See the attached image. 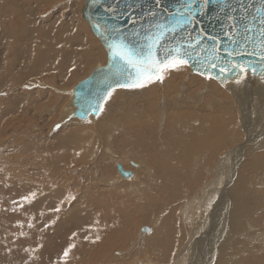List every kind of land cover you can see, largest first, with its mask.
Masks as SVG:
<instances>
[{
  "label": "rangeland",
  "instance_id": "rangeland-1",
  "mask_svg": "<svg viewBox=\"0 0 264 264\" xmlns=\"http://www.w3.org/2000/svg\"><path fill=\"white\" fill-rule=\"evenodd\" d=\"M33 1L31 0L29 6L27 0H0V31L10 30V27L14 26L17 31L11 36L14 37L16 34V37L19 38L17 33L24 30L26 22L24 14L30 7L31 12L35 9V17L43 25V33H45L44 36L27 33L26 38L29 41L18 42L23 49L18 43L11 46L17 47L18 44L21 49L20 58L23 60L24 71L22 76H18L20 81L9 80V83L14 87L13 93L0 91V101L4 98L2 104L0 103L2 106L0 107V257L2 258L0 264H58L64 251L73 244H75V248L70 253L69 264H147L148 257H156L158 253L149 254L148 249L143 246V241L146 239L144 237L147 236L145 233L152 236L155 229H161L164 223L167 226H169L168 224L174 225V239L177 238L178 242L184 234L186 235L183 245L178 243L175 250L170 248L166 264H183L182 259L177 261V255H184L183 249L190 243L193 228L199 226L201 229V226H205L204 231L208 232V213L212 210L211 206L205 204L208 201V196L202 197L199 194H194L192 197L180 199L176 205L170 204L173 192L163 188V181L160 180V177H156L157 170L155 168L152 170L148 162L149 158H146L153 155L152 151L153 153L156 151L157 156L152 158V163H155L157 158L164 160L167 143L174 140V137L166 138L167 132H181L180 134H183L184 138L190 137L191 134L195 136L196 133H191V130L197 131L198 119L191 121L187 114V117L185 115L182 118H170L173 116L171 115L172 111H168L169 116L166 115L168 117L166 120L170 121L166 122L169 125L167 126L164 123L160 124L163 117L159 113V122L155 124V130L153 129L154 135L147 142L142 138L131 140L127 133L129 129L127 125L130 128H135L144 122L140 123L138 120L134 122L125 117L126 120L122 122H126L122 123L123 126L120 123L118 131L123 130L122 128L126 125L124 130L126 135L122 137L129 141H125L128 145L124 140L122 143L121 139L119 140L121 138L119 133H117L118 135L111 133L112 129L107 124L109 123L107 121L109 120L108 114L110 116L111 112L118 114L117 108L119 107L120 115L122 113L126 115L129 112L127 115L132 113L133 117L134 105L129 104V107L132 108L130 110L129 100L126 99L128 96H140L143 90V88H124L113 92L105 111L103 110L98 116H91L83 121L73 120L71 117L74 112L72 89L88 77L94 68L106 65V50L83 17L85 0H41V3L34 1L35 5ZM8 43L5 45L4 55L8 51ZM1 59L2 56H0ZM187 69V72L182 71L185 79L182 77L178 94L176 93L178 97L182 96L184 85L197 74H193L189 67ZM174 72L176 71L172 73ZM185 73L187 74L185 75ZM199 76L203 79H194L193 82L196 84L205 83L207 78ZM211 80L220 90L217 89L220 92L219 97L222 103L225 104L229 97L228 100H235L234 98L238 94L237 89L228 91L224 89L225 83H219L215 79ZM253 80L254 82H252ZM257 80H259L257 77L247 75L239 83V90L241 95L249 96L250 99L255 98L256 102L262 106L261 111L264 113V101L257 95V92L264 93V90L261 91L257 88L258 85L255 83ZM260 81L262 83L260 86H264L263 81ZM163 82L153 83L157 88L156 92L163 89ZM209 83L207 82L205 85L208 86ZM254 83L256 85H253ZM206 86L198 91L204 96L209 92H203ZM223 89L224 91H222ZM137 90L140 94L137 93ZM221 91L228 94L222 95ZM37 94L38 96H36ZM158 96L162 97L158 98L160 99L159 110L162 112L163 95L159 94ZM214 97L215 100L218 99L216 94ZM6 98L9 99L7 107L4 103ZM6 101L8 102V100ZM120 103L122 105L118 106ZM234 103L236 104V100ZM203 106L201 103L199 108L202 109ZM166 107L173 110L176 108L173 104L166 105ZM223 107L230 110L228 103ZM209 108L207 105V110ZM214 108L217 110L220 107L215 104ZM187 111L192 114L190 110ZM103 112L105 113L103 114ZM204 112L199 114H205ZM252 112L257 113L258 111L252 110ZM106 114L108 118H106ZM218 115L219 113L216 112L215 117ZM231 115L228 126L232 121L235 122L241 117L238 109ZM245 122L246 120H240L239 124L243 126ZM145 123L147 124V122ZM145 123L144 125H146ZM99 124L103 125V128L105 127L103 132L110 134L108 135L110 138L99 135ZM179 127L181 128L178 129ZM243 128L245 129L242 131L243 138L251 136V133L256 137L263 138L258 128H254V130H258V133L250 131L249 128ZM235 129L236 127L233 128L231 136H233V132L235 133ZM113 137L114 139L118 138L117 144L112 142ZM229 139L230 137H227V141H230ZM110 141L112 144L109 143ZM129 142L138 143L136 146L139 148H134L133 144ZM242 142L244 140L239 143ZM144 143H147L145 147L142 146ZM148 145L149 147H147ZM233 146L230 144L225 148V160L222 163H220V159L224 153L220 151L210 159L204 158L202 161L196 158L191 159L187 161L188 164L185 162V169L183 167L182 170L184 175H188L187 180L183 182L187 186L186 191L191 192L192 180H199V183L195 187L193 186L195 190L204 188L206 192L210 193L209 183L213 181L214 189L212 190H215L217 195L215 196L214 215L218 211V205L222 206V202L224 207L226 205L225 223L222 227L220 242L226 240H223L225 234L228 235L227 240L230 238V241L234 236H242L236 239L237 243L234 245L232 241H228L231 245L227 243L228 247L233 249L228 261L231 264H239L240 261L245 263L252 261L255 256H264V237L260 238L262 249H258L251 243L258 236L256 234L258 226L264 231L261 226L264 225V219L261 220L259 215H253L251 219L245 220L238 215L244 220L239 232L231 234L226 230L230 209L226 191L229 192L233 189L235 181V177L227 171L240 167L237 165L238 162L232 163L234 158L228 157L229 153L233 151V149L230 150ZM252 148L254 147L246 146L245 150H248L246 153L250 154L253 151ZM170 161L172 165L176 164L174 158H170ZM120 163L126 165L129 170L135 171V179L119 178L116 165ZM132 163L138 165L140 163L142 168L137 170L132 166ZM226 169L228 170L225 171ZM33 193H35L34 199L30 203H26L23 197H30ZM160 205L163 208L159 207ZM57 208L59 211H56ZM171 214H173V218ZM200 217L201 222L197 225ZM29 224L33 226L29 227ZM248 238L251 239L250 242ZM106 243L111 244L107 246ZM234 246L235 248H233ZM228 250L230 251V249ZM105 255H108L109 258H105ZM155 264H159V262Z\"/></svg>",
  "mask_w": 264,
  "mask_h": 264
},
{
  "label": "bare ground",
  "instance_id": "bare-ground-1",
  "mask_svg": "<svg viewBox=\"0 0 264 264\" xmlns=\"http://www.w3.org/2000/svg\"><path fill=\"white\" fill-rule=\"evenodd\" d=\"M34 1H38V2L40 1V3H41V0H34ZM34 1H33V3H34ZM27 2L30 6L31 0L30 1L27 0ZM45 4L47 5V3H45ZM51 4H53V3H51ZM34 5H35V3H34ZM6 7H8V6H6ZM16 7H18V6H16ZM23 8H25V7H23ZM29 8H27L29 12L25 9V11H27V12H25V14H24V11H23L24 19L26 20V22L24 23V27H25L24 30L20 33H17V35H19V38L16 37V34L14 37L11 36V34H14V32L17 31V29L14 28V26L10 27L11 26L10 25L9 26L10 30L0 31V56H2V59L0 60V91H6L8 93H11L13 91L14 87L9 83V80L14 79L18 82V81H20V80H18V76L23 75L24 64L22 63L23 60L20 58V52H21L20 48H22V47L20 46V44L18 42L29 41L26 38L27 33L28 34H39L40 36L45 35V33H43V28H44L43 25H41L40 22H38L39 20L35 17L36 16L35 9H34V11L31 12L30 10H32V9H29ZM42 10H45V9L42 8ZM36 12H37V10H36ZM62 13H63V11H62ZM11 16H13V15H11ZM12 21H13V19H12ZM13 23H14V21H13ZM21 30H19V31H21ZM64 31H66V30H64ZM2 32H4V33H2ZM68 32H69V30L67 31V33ZM8 40H9V43H8ZM7 43H8V45H7L8 51L4 55V48H5V45ZM16 43L19 44L20 48L18 47V44H17V47L16 46L11 47V46L15 45ZM5 51H6V49H5ZM97 57H98V55H97ZM100 57H102V56H100ZM100 64H102V63H100ZM73 68H75V67H73ZM187 70H188L187 68H184L183 70L176 71L174 73H172L173 71L169 72L164 79V82H163L164 86L162 87V85H161V87L163 88L161 91L157 90V92H156L155 89H157V88H156L155 84L152 83L150 85H147V87L143 88L140 96H138V97H135V95H133L132 97L128 96V99H126V100H129L128 107H129V104L134 105V107L131 106V107H133V111L135 110L133 117H132V113L127 115L129 112H127L126 115H124L122 113L124 116L122 114L120 115L121 112L119 113L120 110L118 107L117 108L118 114L113 113V112H111V114H112L111 116H110V114H108L109 120H107V121H109V123H107V124L112 129L111 133L112 132L114 134L119 133V136H121V138H119V140L121 139L120 141L123 143V140H124L123 138L125 137L124 135H126V132L124 131L126 125L124 128H122L123 130L118 131V128H119L120 123L122 125V123H123L122 121L126 120L125 117L129 118L131 121H134V122H136V120H138V122L140 121V123L147 122V124L145 123L146 125H144V123L140 124V125L138 124V126L135 128H133V127L130 128L127 125V128H129V129L128 130L126 129V130L128 131L127 133H129L128 136L130 137L131 140H134V139L137 140V139L142 138L143 140L148 142V139L153 137V135H154L153 129L155 130V124L156 123L158 124V122H159L158 121L159 115H160L159 113H161V116L163 117L162 122L160 121L161 122L160 124L169 123L170 120L169 119L166 120V118H168L166 115L169 116L168 111H170V112L172 111L171 115H173V116H170V118H172V117L182 118L187 114L190 117L191 121H193L194 119H198L197 123H196L197 131H195L193 129L191 130V133H196L195 136L193 134H191V136L189 135L190 137L184 138L183 137L184 135L180 134L181 132L180 133L176 132V131H175L176 133L170 132V131L167 132L166 138L174 137L173 138L174 140L172 142L169 141L167 143V147L165 148V151H164V155L166 156V157L164 156V158H163L164 160H161V158L158 159L156 157L157 159L155 158L156 159V161H154L155 163H152L153 162L152 158L157 156V154L155 153L156 151H154V153L152 151V154H153V155H151L152 157L149 156L146 159L149 158L148 162L151 165L152 170H153V168H155L157 170V176L156 177H158V178L160 177V180L163 181L162 182L164 184L163 188L164 189L167 188V190L170 189V191L173 192L172 202H170V204L176 205V204H178L177 202L184 197H192V195H194V194H199L202 197L208 196V201H206L205 204L208 206H211V208H212V210L208 213V215H209V218H208L209 228L207 229L208 232L204 231L205 226H201V229L199 226H195L192 230L193 232H192L191 240L189 241L190 242L189 245L183 249L184 255H177V261L182 259L183 264H231L228 261V259H229L230 255L232 254L233 249H231L232 247L229 248L230 246L228 247V244L231 241H232L233 245L236 244L237 243L236 239H239L242 236H234L233 239L231 238L232 240L230 241V238L227 240L228 235L226 236V234H225V236L223 237V240L224 239H226V240L224 242L223 241L220 242L221 241L220 240L221 239V231L223 230L222 227H223V224L225 223L226 205L224 207L223 202H222V206L218 205V207H217L218 211L216 212V215H214V213H215V196H217V195H216L215 190H212V189H214L213 188V186H214L213 181H212V183L211 182L209 183V189L207 188L210 191V193L206 192L204 188L202 190H195L194 187L199 183L198 182L199 180H192V184L194 187L191 186L192 184L190 183L191 184L190 185L191 186L190 187L191 192L186 191L187 186H185V184H183V182L187 180L188 175L187 176L184 175L185 173L183 172L182 169L185 165V162H187L191 159L196 158L200 161H202L204 158L210 159L211 157L215 156V154L220 152V151L224 153L226 151L225 148H227L228 145L233 144L234 145L233 148L230 149V150L233 149V151H231L229 153L228 157L234 158L232 163L238 162L237 165H239L240 167H238V168L236 167V169H232L231 171H227L228 169L225 170L235 177L233 189L229 190V192H228V190L226 191V195L228 197V205L230 207L229 215H228V219H227L228 221L226 224V230H227V232H229L231 234H236L237 232H239V230H240V228L244 222V220L241 217H243L246 220L247 218L251 219V217L253 215L254 216L259 215V216H261V220L264 219V142H261V141H264V113H263V111H261L262 106L258 102H256L255 98L250 99L249 96L245 97L246 95L245 96L243 94L241 95V92L239 90L240 84H237L235 81H228L224 85L225 86L224 89H226L228 91H232L233 89L235 91L237 89V93H238L236 97L233 95L235 97L234 99L236 100V104L234 103L235 100H233V99L228 100L230 97H229V95L227 96V98L228 97L229 98L226 99V101H227L226 103H228V107L230 108V110L228 108H227L228 110L225 109L223 107V105L225 106L226 103L224 104V102L223 103L221 102L220 97H219L220 96V92H219L220 90L215 86V84L213 83L212 80L207 79L205 83H200V84H196L193 82L194 79H203L198 74H195L193 76V78L189 79L190 81L184 85V89H183L184 92H183V94H181L182 96L178 97L177 92H178L179 86L181 84L180 82H182L181 81L182 77H184V74H182V73L187 72ZM186 74L187 73H185V75ZM184 79H185V77H184ZM260 80H262V79L257 80V82H260V83H257V82H255V83L258 85L257 88L260 89L261 91H263L264 86H260L262 84ZM262 81L264 84V80H262ZM207 82L208 83L210 82L208 84V86L205 85ZM252 82H254V80ZM255 83L253 85H256ZM204 86H206V88L204 89V91L203 90L202 91L204 93L206 91H209L205 94V96H204V94L202 95L201 93L198 92ZM245 86H246V84H245ZM242 88H244V87H242ZM122 89H124V88H122ZM224 89L222 91H224ZM256 89H255V91H256ZM117 90H119V89H117ZM117 90H115V91H117ZM21 92H22V90H21ZM113 92L111 93V95L113 94ZM133 92H134V90H133ZM137 93H138V90H137ZM21 94H19V95H21ZM138 94H140V93H138ZM159 94L163 95L161 107L162 106H164V107H163L162 112H160V110H159L160 109V106H159V100L160 99H158V98H162L161 96H158ZM215 94L217 95V98H218L216 100L214 97ZM226 94H228V93H226ZM226 94L223 93L222 95H226ZM257 95H259L260 98L262 97V100L264 101V97H263L264 93L257 92ZM36 96H38V94ZM126 96H125V98H126ZM119 97H120V95H119ZM7 98H6V100H8V102L6 100L4 101L6 107H7V105H9V99H7ZM110 98H111V96H110ZM73 99H74V95H73ZM109 99H108V101H109ZM120 99H118V100H120ZM3 100H4V98H3ZM3 100L0 101L1 104H2ZM116 100H117V98H116ZM222 100H223V98H222ZM108 101L106 102L104 109L106 108ZM201 103H203V105H204L202 109H200L201 107L199 108V105ZM248 103H249V105H248ZM172 104L176 106L175 110L166 107V105H172ZM215 104H216V106H219L220 108L216 110L214 108ZM120 105H122V104L120 103L118 106H120ZM207 105H208V108L210 107L208 110H207ZM253 106L255 108H252ZM0 107H2V106H0ZM221 107H223V108H221ZM185 108H187V109H185ZM41 109H44V108H41ZM125 109H127V108H125ZM129 109L131 110L132 108L129 107ZM237 109L241 113V117L239 119H236L235 122L232 121V123L228 126V120H230L229 116L233 112H236ZM73 110H74V112L71 115V117H73V120L76 119L75 121H79V120L83 121L81 119L74 117V113L76 111V108L74 107ZM187 110H190L192 112V114H189L190 112L188 113ZM252 110H255L258 112L254 113V112H252ZM204 111H206V112H204ZM114 112H116V111H114ZM202 112H204L205 114H199ZM216 112L219 113V115L215 117ZM104 113L105 112H103V114ZM108 115L106 118H108ZM187 115H186V117H187ZM120 116H123V117H121L122 119L120 118ZM106 118H105V120H106ZM68 119H70V118H68ZM73 120H71V121H73ZM176 120L178 121V119H176ZM240 120H246V122L243 124V126H241L239 124ZM100 121H102V120H100ZM5 125H6V123H5ZM167 126H169V125L167 124ZM173 127H175V126H173ZM234 127H236V129H235L236 131L234 130L235 133L233 132L232 133L233 136H231V132H232ZM243 127L249 128L250 131H252L254 133H258V130H259L260 135L263 138H260L259 136L256 137L252 133L250 134L251 136H248V137L245 136L246 138L245 137L243 138L244 134L242 131L245 130ZM0 128H1V125H0ZM104 128H103V125L99 124V126H98L99 135H101V137L102 136L109 137L108 135H110V134H106V133L104 134V132H103ZM180 128L181 127H179L178 129H180ZM254 128H258V130H254ZM164 130H166V129H164ZM131 133H132V135H131ZM182 133H183V131H182ZM133 135H135V136H133ZM122 136H124V137H122ZM157 136H159V135H157ZM227 137H230V139H229L230 141H227ZM100 139H99V141H100ZM112 139H113L112 142H114V144L115 143L117 144L118 138L114 139V137H113ZM231 139H233V140H231ZM243 140H244V142H242L243 144L239 143L240 141H243ZM125 141L128 142L129 140L125 139L124 142ZM145 141H143V142H145ZM81 142L83 144V141H81ZM133 142H129V143L133 144ZM100 143H101V141H100ZM103 143H105V141H103ZM109 143H111V141ZM136 144L138 145V143H136ZM136 144H133V147L139 148L136 146ZM146 144L144 143V145H142V144L141 145L143 147H145ZM149 145L147 147H149ZM245 145L246 146L249 145V146L254 147L256 149L254 150V148H252L253 151L250 154H247L246 151L248 152V150H245V147H246ZM121 146H123V145H121ZM158 146H160V145H158ZM127 147H129V146H127ZM145 149H147V148H145ZM123 150H125V149H123ZM142 150H144V149H142ZM149 150L151 151V149H149ZM154 150H156V149L154 148ZM160 152H162V151H160ZM160 152H159V154H160ZM249 152H250V150H249ZM149 154H151V153H149ZM224 157H225V153L223 154L222 159H220V161H221L220 163H222L223 160H225ZM170 158H174L175 163H176L175 165H172ZM187 164H188V162H187ZM118 165L121 166V168L123 169L124 172L129 173L130 176L124 177L123 175H121L119 170H118ZM132 166L137 168V170L142 168V165H140V163H139V165L137 163H132ZM146 167H149V166H146ZM116 168H117V171L120 175L119 178L122 177V179L124 178L126 180L135 179V177H136L135 171L132 169L129 170L126 167V165H124L123 163L117 164ZM184 169H185V167H184ZM225 171H223V172H225ZM136 179H138V178H136ZM173 181H174V184H173ZM183 192H184V196H183ZM199 199H201V198H199ZM130 201H131V199H130ZM190 204L191 203L189 201V205ZM205 204L203 202V206ZM159 207L163 208L162 205H160ZM172 207H174V206H172ZM158 212H161V210H158ZM171 215H172L171 217L173 218L174 217L173 214H171ZM238 215L241 217H239ZM176 216H178V215H176ZM200 222H201V217L199 218L197 225H199ZM168 225L169 226H167L164 223L162 225L161 229L160 228L155 229V231H154L155 233L154 234L152 233L153 234L152 236H150L151 234L145 233V235H147V236L144 237L146 239L143 241V246H145L146 249H148L149 254H153V253L157 252L158 256H156V257L159 258L158 259L156 257H148L149 262L147 264H155L158 262H159V264H166V261L168 258L167 254L170 252V248H173V250H175L178 243L182 244L184 242V240L186 239L185 234L181 237L179 242H178L177 238L174 239V237H175L174 236L175 235L174 225L173 226H171L170 224H168ZM261 226H262V228H264V225H261ZM259 227L260 226H258L257 233H256L258 235L257 238L252 240V241H251V239L248 238V241L249 242L251 241V243L256 245L258 247V249H262L263 248L261 246L262 240L260 238L264 237V231H262V229H260ZM201 231H203V232H201ZM175 240H176V242H175ZM228 241H230V242H228ZM106 244H107V246H110L111 243H106ZM229 245H231V243ZM235 246L233 248H235ZM180 247H181V245H180ZM228 249H230V251ZM173 254H175V253H173ZM173 254H171V255H173ZM104 257L109 258L108 255H105ZM153 258H156V259H153ZM0 259H2V258L0 257ZM240 259L242 260V258H240ZM239 264H264V256H262V257L261 256H255L252 261H248L247 263L240 261Z\"/></svg>",
  "mask_w": 264,
  "mask_h": 264
},
{
  "label": "water",
  "instance_id": "water-1",
  "mask_svg": "<svg viewBox=\"0 0 264 264\" xmlns=\"http://www.w3.org/2000/svg\"><path fill=\"white\" fill-rule=\"evenodd\" d=\"M188 4L195 5V8L192 9L191 18L187 17L185 11V6ZM201 4L202 0H161L159 4L156 3V0H85L83 16L106 50L107 62L104 66L96 67L87 78L80 81L73 88V107L76 108L74 117L86 120L90 116H98L102 112L101 107L104 109L109 99L108 93H112L113 88L115 90L122 89L117 87V84L124 82L125 76L120 75L121 69L119 66L113 65L111 62L108 39H106V37L115 38L117 36V32L113 29H118L119 36L126 42L138 47L144 42L147 30L156 31L155 24H179L187 18L190 22L178 26L175 36H170L166 43L176 46V41H180V43L186 45L189 41L195 43V40L199 37L201 40L200 47L207 48V52L204 53L207 56L214 47V41L208 39V37H216L220 41L219 46L221 48L219 53L221 58L217 61L218 64L224 65L228 61L236 63L251 62L252 66L256 68V74H252L250 71L248 75L264 80V76L261 74L262 69H264V62L259 60L258 55L233 58L227 56L225 51L226 49L235 51L241 47L240 44H237L234 48L225 35L226 31L229 30L228 25L231 23L228 17L236 18L235 22L239 29L236 37L238 40L243 39L241 33L244 32L245 25L253 29L249 33L250 36L257 35L259 32V14L257 10L264 7V0H208L203 11L201 10ZM153 12L156 13L155 17L151 15ZM97 25L102 26L100 30H98ZM104 27L109 31L102 35ZM192 51L194 56L198 55L197 51ZM248 51H253L251 43L248 44ZM256 51L258 52V47ZM199 68L200 65L196 63L190 66L192 73L198 74L197 70ZM210 71L214 76L222 75L218 71ZM235 79L236 77L233 74L224 77L223 82L219 78L215 80L219 83H226L235 81ZM118 170L124 177L130 176L129 173L123 171L120 165H118Z\"/></svg>",
  "mask_w": 264,
  "mask_h": 264
},
{
  "label": "snow or ice",
  "instance_id": "snow-or-ice-1",
  "mask_svg": "<svg viewBox=\"0 0 264 264\" xmlns=\"http://www.w3.org/2000/svg\"><path fill=\"white\" fill-rule=\"evenodd\" d=\"M160 2L161 0H156L157 4ZM207 3L208 0H202V11ZM194 8V4H188L185 6L188 18L192 17V9ZM257 11L259 14L258 34L250 36L249 33H251L253 29L252 27L245 25L244 32L241 33L243 37L242 40L236 38L237 33L239 32L235 22L236 18L231 16L228 17L231 23L228 25L229 30L226 31L225 35L228 40L231 41L234 48L237 44H240L241 47L235 51L226 49L227 56L234 58L237 56L243 57L256 54L258 55L259 60L264 62V7H261ZM151 15L155 17L156 13L153 12ZM187 22L190 21L186 18L179 24H155L154 27L156 31H152L151 29L147 30L144 42L138 47L126 42L119 36V30L113 29V31L117 32V36L115 38L106 37V39H108L110 60L113 65L119 66L121 69L120 75L125 76L124 82L118 83L117 87L127 89L144 88L157 81L163 82L169 72L179 71L190 67L193 63L200 65V68L197 70L198 74L205 76L209 80L219 78L223 82L224 77L234 74L236 77L235 82L239 84L250 71L252 74H256V68L252 66L251 62L236 63L228 61L224 65L218 64L217 61L221 58L219 55L221 48L219 46L220 41L216 37H208V39L214 41V47L212 48L211 53L207 56L204 55V53L207 52V48L200 47L201 40L199 37H197L195 43L189 41L186 45L180 43V41H176V46H171L166 43L170 36H175L177 27L182 26L183 23ZM101 27L102 26L97 25L98 30H100ZM108 31L109 30L104 27L101 34L108 33ZM189 35L191 34L189 33ZM249 43L253 45V51H248ZM257 47L258 52L256 51ZM192 50L197 51L198 55L194 56ZM210 70L218 71L222 75L214 76ZM261 74L264 76V69H262ZM113 91H115V88H113ZM110 96L111 92L108 93L109 98ZM100 110L103 111V108L101 107ZM57 128H59V125H57ZM34 197L35 193L30 197H23V200L26 203H30ZM56 211H59V208H57ZM32 226L33 225L29 224V227ZM20 227H23V225H20ZM74 248L75 244L66 249L63 256L58 261V264H69L70 253Z\"/></svg>",
  "mask_w": 264,
  "mask_h": 264
}]
</instances>
